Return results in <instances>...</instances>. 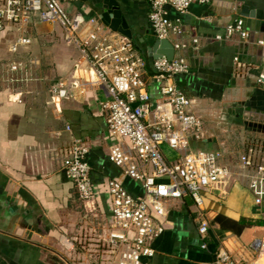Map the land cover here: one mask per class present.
Returning a JSON list of instances; mask_svg holds the SVG:
<instances>
[{"label":"crops","instance_id":"0c3cea01","mask_svg":"<svg viewBox=\"0 0 264 264\" xmlns=\"http://www.w3.org/2000/svg\"><path fill=\"white\" fill-rule=\"evenodd\" d=\"M58 1L70 18L94 19L104 37L116 40L123 36L101 20L113 2L142 58L150 63L159 51L170 50L152 49L159 40L149 25V0ZM166 16L178 20L186 35L201 38L196 53H182L189 73L173 79L202 123L201 137L190 141L191 148L219 154L220 164L235 173L242 155L264 159V56L255 44L264 42V0H213L191 4L184 14L169 9ZM236 19L243 20L249 43L213 41ZM91 30L93 26H83L80 36ZM19 38L30 44L9 52ZM13 64H21L20 71L10 72ZM145 73L153 105L161 104L153 69L147 66ZM61 82L66 96L55 98L51 89ZM105 99L96 75L63 42L56 24L30 16L26 23L0 31V264H106L112 210L108 183H120L137 201L143 199V189L108 160L118 141L108 135L99 106ZM73 140L88 150L94 212L79 201L62 171ZM163 151L169 161H177L169 148ZM202 208L209 223L204 237L198 234V211L189 198L166 201L164 217L152 214L163 233L152 243L149 264H211L220 250L242 264H264V202L254 206L247 181L237 178L213 187L205 192ZM216 217L256 225L241 231L231 226L233 231Z\"/></svg>","mask_w":264,"mask_h":264},{"label":"built area","instance_id":"2783aa9c","mask_svg":"<svg viewBox=\"0 0 264 264\" xmlns=\"http://www.w3.org/2000/svg\"><path fill=\"white\" fill-rule=\"evenodd\" d=\"M212 1L149 0L151 31L157 40H169L174 53L171 59L160 57L149 63L138 54L131 40L104 37L102 26L97 25L96 20H85L81 15L70 18L58 0H0V31L24 24L30 16L41 23L56 24L63 42L79 52L105 92L106 99L99 106L106 116L108 135L118 141L111 147L108 160L125 176L139 182L143 189V199L137 201L120 183H108L112 210L106 264H149L154 256L152 243L163 233V227L152 214L164 217L166 201L189 198L193 202L198 211L201 237L209 230L202 208L203 196L213 187L242 178L247 181L254 206L260 207L264 202V159L256 161L249 155H242L240 172L235 173L220 164L219 154L192 149L190 141L201 137L202 123L191 112V101L173 83L176 76L189 73L182 53H196L201 38L186 35L178 20L167 18V10L184 14L191 4L209 5ZM85 25L93 26V30L81 37L79 32ZM234 38L244 44L250 42V33L242 19L228 24L223 35L214 36L213 41L229 43ZM29 44V39L19 38L8 51L15 53L20 46ZM255 44L263 49L264 56V42ZM147 66L154 71L153 78L163 101L154 108L147 91ZM20 69L21 64H13L10 72ZM51 94L55 98H64V83L55 84ZM133 104L137 106L133 108ZM164 146L177 155V161L167 159ZM87 153L81 141L73 140L68 155L62 160V171L74 185L79 201L94 212L95 195ZM253 247L255 250L260 248V243ZM202 249H205L204 245ZM211 264L242 263L235 261L227 251L220 250Z\"/></svg>","mask_w":264,"mask_h":264},{"label":"water","instance_id":"95a60500","mask_svg":"<svg viewBox=\"0 0 264 264\" xmlns=\"http://www.w3.org/2000/svg\"><path fill=\"white\" fill-rule=\"evenodd\" d=\"M101 20H102V23L108 26L109 29H111L112 31L119 33L120 35H122L123 37L129 40H132L131 32L129 28L127 27V25L125 24V22L123 21V19H121L120 12L118 11L115 3L113 2L110 3L108 9L103 12L101 16ZM159 47L161 48L169 47L170 50L162 51L161 53L159 51L158 52L159 56L158 55L154 56L153 57L154 59L160 58L161 57L160 55L165 56L167 59H171L173 57L172 46L169 45L168 41H156L152 49L154 52H156L157 50H159L158 49ZM136 106L137 104L132 105L133 108H135ZM152 108H154V105L152 106Z\"/></svg>","mask_w":264,"mask_h":264},{"label":"trees","instance_id":"16d2710c","mask_svg":"<svg viewBox=\"0 0 264 264\" xmlns=\"http://www.w3.org/2000/svg\"><path fill=\"white\" fill-rule=\"evenodd\" d=\"M215 220H216V222H218L221 225H222V223H224V225H222V227H224L226 229H232L233 227L231 228V226H235V228H237L238 231L243 230L245 227L256 225V222L241 220L238 223H235L231 220H228V219H225L222 217H216ZM221 225H220V227H221ZM233 231H236V229L233 228Z\"/></svg>","mask_w":264,"mask_h":264},{"label":"rangeland","instance_id":"374dc122","mask_svg":"<svg viewBox=\"0 0 264 264\" xmlns=\"http://www.w3.org/2000/svg\"><path fill=\"white\" fill-rule=\"evenodd\" d=\"M82 29H83V27H82L80 30H82ZM91 31H92V30H91ZM91 31H90V32H91ZM80 32H81V31H80ZM80 32H79V35H80ZM86 36H87V35H86ZM86 36H85V37H86ZM138 54H139V53H138ZM139 55H140V54H139ZM141 57H142V56H141Z\"/></svg>","mask_w":264,"mask_h":264}]
</instances>
